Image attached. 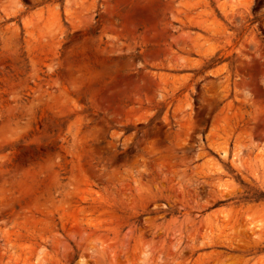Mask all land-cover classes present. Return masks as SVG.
<instances>
[{"label": "rangeland", "instance_id": "1", "mask_svg": "<svg viewBox=\"0 0 264 264\" xmlns=\"http://www.w3.org/2000/svg\"><path fill=\"white\" fill-rule=\"evenodd\" d=\"M0 264H264V0H0Z\"/></svg>", "mask_w": 264, "mask_h": 264}]
</instances>
